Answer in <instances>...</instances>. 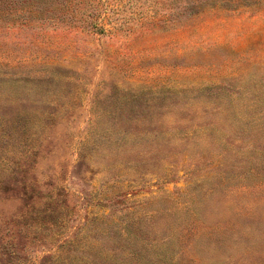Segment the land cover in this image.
Instances as JSON below:
<instances>
[{
    "label": "rangeland",
    "instance_id": "rangeland-1",
    "mask_svg": "<svg viewBox=\"0 0 264 264\" xmlns=\"http://www.w3.org/2000/svg\"><path fill=\"white\" fill-rule=\"evenodd\" d=\"M0 264H264V0H0Z\"/></svg>",
    "mask_w": 264,
    "mask_h": 264
}]
</instances>
